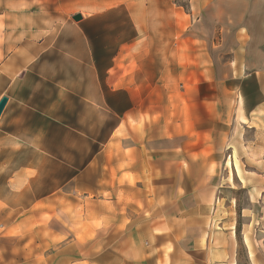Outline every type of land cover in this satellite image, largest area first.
<instances>
[{
	"label": "rangeland",
	"instance_id": "1",
	"mask_svg": "<svg viewBox=\"0 0 264 264\" xmlns=\"http://www.w3.org/2000/svg\"><path fill=\"white\" fill-rule=\"evenodd\" d=\"M189 12L187 0H0V99H10L6 111L15 135L29 132V184L15 201L21 207L28 202L30 221L47 227L45 264H55L51 206L88 164L89 174L75 184L81 194L97 184L124 93L137 89L143 111L158 93V109L165 111L167 94L173 99L184 92L190 98L218 92L209 84L201 49L184 34ZM260 84L264 89V79ZM257 85L247 90L254 104L264 102ZM193 106L185 102V111ZM256 112L264 118V109ZM249 125L224 133L222 164L212 169L222 178L219 216L236 236L237 264H264V130ZM20 153L15 150L14 158ZM14 169L22 173L21 165ZM41 199L47 208L39 215ZM30 233L29 264H37L36 230ZM15 242H4L6 250L19 249ZM107 248L99 242L94 254L101 257Z\"/></svg>",
	"mask_w": 264,
	"mask_h": 264
},
{
	"label": "crops",
	"instance_id": "2",
	"mask_svg": "<svg viewBox=\"0 0 264 264\" xmlns=\"http://www.w3.org/2000/svg\"><path fill=\"white\" fill-rule=\"evenodd\" d=\"M187 3L184 34L201 49L209 84L218 92L194 98L184 92L173 99L167 94L165 111L158 109V93L149 98L148 111L141 109L137 89L124 93L97 184L83 194L75 184L81 174H89L88 164L71 177L66 196L51 206L55 264H237L236 236L219 216L222 178L212 167L222 164L224 133L249 124L264 130V118L256 112L264 102L247 99L255 83L264 91V0ZM7 99L0 116V264H29L35 230L34 258L45 264L47 227L30 221L28 202L22 208L15 201L29 184L24 174L29 132L21 139L18 131L15 135ZM185 102L194 109L185 111ZM15 150L21 157L14 158ZM15 165L22 166L21 174ZM35 206L39 215L46 213V199ZM99 233L107 235L99 238ZM4 242H15L19 249L8 251ZM99 242L116 247V253L106 255L107 248L101 257L95 255ZM9 252L16 256L9 258Z\"/></svg>",
	"mask_w": 264,
	"mask_h": 264
},
{
	"label": "water",
	"instance_id": "3",
	"mask_svg": "<svg viewBox=\"0 0 264 264\" xmlns=\"http://www.w3.org/2000/svg\"><path fill=\"white\" fill-rule=\"evenodd\" d=\"M73 19L75 20V21H78V20H80L81 19V16L80 15H77V16H75V17H73ZM7 97H2L1 99H0V116H1V114H2V112H3V110H4V108H5V105H6V103H7Z\"/></svg>",
	"mask_w": 264,
	"mask_h": 264
},
{
	"label": "bare ground",
	"instance_id": "4",
	"mask_svg": "<svg viewBox=\"0 0 264 264\" xmlns=\"http://www.w3.org/2000/svg\"><path fill=\"white\" fill-rule=\"evenodd\" d=\"M230 164V163H229ZM247 241V240H246Z\"/></svg>",
	"mask_w": 264,
	"mask_h": 264
}]
</instances>
